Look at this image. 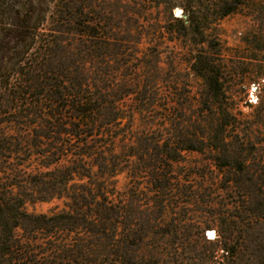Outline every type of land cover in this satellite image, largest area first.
Segmentation results:
<instances>
[{
	"label": "trees",
	"instance_id": "obj_1",
	"mask_svg": "<svg viewBox=\"0 0 264 264\" xmlns=\"http://www.w3.org/2000/svg\"><path fill=\"white\" fill-rule=\"evenodd\" d=\"M35 1L28 4L29 15L19 18L11 15L13 4L0 0V108L12 111L15 119H25L22 121L27 128L0 133V264H109L110 148L114 142L127 139L136 115L146 119V127L157 126L167 133L165 138L154 140L144 137V142H166L160 147L154 145L155 149L198 151L208 144L217 153L213 159L223 161L225 167L237 165L239 119L227 110L228 90L222 77L224 55L213 32L220 19L232 14L264 22V1L187 0L178 5L183 17L169 14L170 26L176 24L185 37H191L192 50L186 63L204 85L200 110L192 115L173 113L177 102L169 96L158 100L147 97L148 85L143 80L134 84L137 92H129L123 83L114 89L106 78V69L96 66V73H88L86 61H104L107 57L116 61L122 54L119 44L112 43V50L108 47L111 24L106 30L100 21H83L87 24L81 26L70 20L68 24L73 28L63 32L62 22L66 20L57 19L51 22L52 29H42L45 14L33 16L39 10ZM98 30L106 35L101 36ZM64 33L71 35L74 42L62 47L57 55L54 46L65 41ZM131 33L128 29L129 38ZM167 33L180 34L174 28ZM76 37L91 44L85 46L86 51H75L72 45ZM130 43L140 44V40L126 44ZM149 65L142 62L138 69L143 71ZM250 74L249 70L241 73L236 84L244 87L251 81ZM129 93H134V99L130 111H125L121 102ZM155 108L163 113L152 116ZM187 132L189 136L182 135ZM145 147L149 148L142 146ZM168 159L176 161L175 154ZM169 180L167 173L159 174L156 188L161 190V198L167 196L166 191H173ZM181 187H174L176 198L185 204H201V212L207 216L202 224L172 226L170 233L176 236L181 231L189 239L197 235L202 245L209 246L204 264H264V224L257 214L243 206L237 196L230 195L227 201L232 209L225 218L211 209L215 206L211 196L196 195L190 192L191 187L186 186L187 191ZM63 198L68 201L67 210L34 215L24 209L27 203ZM156 203L162 206L164 202ZM237 219L241 222L234 221ZM208 229L215 231L214 240L203 238ZM140 231L145 232V228ZM80 232L90 235L93 241L69 242L65 238ZM128 232L127 237H137ZM61 235L65 237L59 239ZM218 251L223 254L222 263L213 260ZM117 255L122 257L120 251ZM152 257L153 264H158L161 255L158 260Z\"/></svg>",
	"mask_w": 264,
	"mask_h": 264
},
{
	"label": "rangeland",
	"instance_id": "obj_2",
	"mask_svg": "<svg viewBox=\"0 0 264 264\" xmlns=\"http://www.w3.org/2000/svg\"><path fill=\"white\" fill-rule=\"evenodd\" d=\"M7 1L14 5L11 13L13 17L25 18L29 15L26 10L32 0ZM186 1L36 0L39 10L33 16H39L42 12L45 14L46 22L42 29H52L53 20H66L62 22V26H65L63 32L73 28V25L68 24L70 20L78 21L81 26L87 24L82 23L83 21H100V25L107 27L106 30L111 24L112 31L107 33L108 47L112 50V43L119 44L122 54L116 61L112 57H107L104 61H86L88 73H96V66L106 69V78L113 84V88L116 89L123 83L126 85L125 90L129 92H137L139 89L136 90L134 84L143 80L148 85L147 97L158 100L169 96L177 102L173 113L192 115L200 110L199 101L205 96L204 85L186 63L192 50L191 37H185L176 24L171 27L169 22L170 13L173 17H183L178 5ZM260 19L253 20L242 14H232L220 19L213 32L224 55L222 77L228 90L225 95L227 110L239 119L241 140L239 147L235 149L239 156L237 165L233 166L235 169L225 167L223 161L213 159L217 153L210 150L208 144H204L198 151L155 149L154 145L160 147L166 142H144V137L154 140L165 138L167 133L159 130L157 126L146 127V119L137 115L127 139L114 142L111 146L112 171L108 180V201L112 209L109 264H153V255L157 260L161 255L158 264H204L209 254V246L202 245L196 238L197 235L189 239L184 237V232L179 231L174 236V233L168 231L172 226L202 224L206 219L204 216H207L201 212V204H185L176 198L178 192L174 187L177 184L182 186V190L186 186L191 187L189 190L193 194L211 196L215 204L211 209L223 213L225 218L232 209L227 200L230 195H235L264 224V22ZM170 28L179 30L180 34L169 35L167 30ZM128 29L132 30L131 38L128 37ZM98 32L101 36L106 35L101 30ZM55 35L58 34L54 33L53 36ZM62 35V40L65 41L54 46L57 55L62 47H70L68 45L74 42L71 35ZM76 38V43L72 46L77 53L86 51L85 46L91 45L81 37ZM130 40H140V44H126ZM142 62L150 64L148 69H138ZM246 70L251 72V81L241 87L236 84L237 77ZM123 98L122 108L130 111L134 93ZM180 106H184V109ZM161 113L163 112L158 108L151 112L152 116H159ZM14 116L12 111L8 113L7 109L0 108V133L11 134L18 128L27 130L23 123L25 121H22L25 119H15ZM15 120L17 123L12 122ZM182 135L189 136L190 133ZM140 137L143 139H135ZM144 145L149 148H142ZM172 154H175L176 161L168 159ZM156 155H166L167 158L157 160L154 157ZM24 170L29 173V169ZM164 173H167V178L170 179L169 188L173 191H166L167 196L161 198V190L156 186L159 174ZM227 180L230 182H225ZM159 200L164 202L162 206L156 203ZM219 203L222 206H218ZM67 204V199H54L27 203L24 209L28 214L48 215L67 210ZM234 221L241 222L239 219ZM142 228H145V232L140 231ZM128 231L136 233L137 237H144L141 240L137 237L129 238ZM209 232L214 233L211 239L214 240L216 233L212 229L204 231L203 238L210 240L207 236ZM62 236L64 235L58 238ZM130 236L132 237L131 234ZM65 238L69 242L77 239L93 241L85 232ZM46 240L52 241L49 238ZM118 251L122 253L121 258L117 255ZM222 255L221 251L216 252L214 262L222 263Z\"/></svg>",
	"mask_w": 264,
	"mask_h": 264
},
{
	"label": "bare ground",
	"instance_id": "obj_3",
	"mask_svg": "<svg viewBox=\"0 0 264 264\" xmlns=\"http://www.w3.org/2000/svg\"><path fill=\"white\" fill-rule=\"evenodd\" d=\"M207 236H208L209 239H212L214 237V233L213 232H209L207 234Z\"/></svg>",
	"mask_w": 264,
	"mask_h": 264
},
{
	"label": "built area",
	"instance_id": "obj_4",
	"mask_svg": "<svg viewBox=\"0 0 264 264\" xmlns=\"http://www.w3.org/2000/svg\"><path fill=\"white\" fill-rule=\"evenodd\" d=\"M211 240V239H210Z\"/></svg>",
	"mask_w": 264,
	"mask_h": 264
}]
</instances>
